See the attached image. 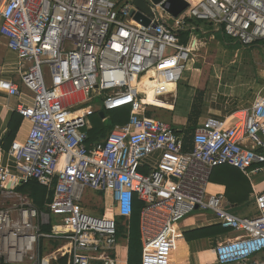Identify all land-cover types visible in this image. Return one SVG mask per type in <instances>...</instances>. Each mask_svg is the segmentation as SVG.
I'll return each mask as SVG.
<instances>
[{
	"label": "built area",
	"instance_id": "2783aa9c",
	"mask_svg": "<svg viewBox=\"0 0 264 264\" xmlns=\"http://www.w3.org/2000/svg\"><path fill=\"white\" fill-rule=\"evenodd\" d=\"M185 1L173 18L144 0L153 17L143 26L131 0H0V38L16 54L31 100L16 108L29 130L8 150V165L0 150V202L9 203L0 208V264H58L67 255L70 264H117L137 202L138 264H170L174 228L195 212L212 214L234 234L216 245L218 264H264V188L252 197L256 214L244 217L229 212L224 193L207 190L219 166L248 180L264 174V91L248 108L196 127L187 144L171 124L149 116V91L140 88L149 76L154 98L163 97L183 79L204 46L202 30L201 38L180 40L199 29L191 19L242 49L264 41V0ZM0 91L20 95L9 81H0ZM125 110L126 120L90 140L94 115L102 112L107 123L111 112ZM29 182L54 193L45 211L18 192ZM87 192L110 200V217L89 215L81 205Z\"/></svg>",
	"mask_w": 264,
	"mask_h": 264
},
{
	"label": "crops",
	"instance_id": "0c3cea01",
	"mask_svg": "<svg viewBox=\"0 0 264 264\" xmlns=\"http://www.w3.org/2000/svg\"><path fill=\"white\" fill-rule=\"evenodd\" d=\"M205 33V32H204ZM206 34V33H205ZM209 36L214 38L213 33L209 30ZM205 37V36H204ZM197 41L194 39L192 41V48H195ZM234 45V42H233ZM237 45V44H236ZM227 47V45H225ZM238 47H240L238 45ZM242 49V48H241ZM254 74V73H253ZM256 77V74H255ZM0 81H9L19 86V96H7L5 93L0 91V150L2 155V163L4 165L9 164V159L7 157V152L13 145V143H22L25 139V136L29 130V124L24 122L22 118L16 111V108L20 104L29 105L31 103L30 95L24 91L20 86V77L17 71V57L16 54L7 50L4 46L2 39L0 38ZM259 80L257 77L253 79V91H247L244 95H238L234 97L229 96H220L212 97L211 95L204 96L201 99V104H195V98H193L191 108L187 115L184 128H181V131L185 129L187 120L191 116H195V128L205 124L208 120H216L222 119L234 111L239 109L248 108L253 99L259 93V91H264V81L262 79L261 90L257 91V84ZM197 83H194V85ZM177 87V86H176ZM170 89L167 95L163 97H167L171 102L161 101L158 98H154L153 94V85L144 83V90L149 91L148 98L154 100L156 103L163 102L168 104V106H172L173 109H162L156 105L152 104L150 109L149 116L153 119H157L154 117V111L156 110H164L166 112H171L173 114L175 111L174 109V95L170 93V91H174L176 89ZM194 91L197 90L195 86L192 87ZM249 92V93H248ZM195 97V95H194ZM195 106V108H193ZM155 109L153 112L152 110ZM193 110L194 113H193ZM194 115H193V114ZM194 128V129H195ZM15 130V136L13 140L9 143L6 140V137L9 132ZM180 131V130H176ZM180 131V132H181ZM243 174V173H242ZM244 175V174H243ZM257 176V175H256ZM260 184H264V181L260 182L259 184H253V194L251 193L249 198L241 205H234L230 206L227 202V208L230 211L235 210L236 208L242 207V211L244 210L245 215L251 216L256 214V209L254 206V202L252 201V197L255 195L256 191L255 187ZM211 181L208 186V191L210 188ZM217 185V184H216ZM210 192V191H209ZM222 192L225 194L226 189L224 186H217V189L210 192V193H218ZM104 198V206L102 207L103 214H106L108 217L111 216L110 212H107L108 206H110V200L106 196H102ZM251 204H253L255 211L251 212ZM242 214V213H241ZM194 216L191 218L186 217L180 223H178L173 231L172 237V254L170 258V264H218L216 262V257L214 253V249L217 244H221L226 242L227 240L231 239L234 234L224 232L223 234L213 235L212 231L207 230V228H211L217 226V222L212 214L211 216H205L204 214H197L194 213ZM205 217L208 218L205 220ZM199 219H204L202 222H199ZM219 226V225H218ZM206 230V231H199V230ZM223 230V229H222ZM185 234H187L185 238ZM125 243V245L123 244ZM128 243L129 238L121 239L119 242L118 247V255L119 260L117 264H127L128 259ZM263 255L255 257V259L262 258ZM141 258V256H140Z\"/></svg>",
	"mask_w": 264,
	"mask_h": 264
},
{
	"label": "rangeland",
	"instance_id": "374dc122",
	"mask_svg": "<svg viewBox=\"0 0 264 264\" xmlns=\"http://www.w3.org/2000/svg\"><path fill=\"white\" fill-rule=\"evenodd\" d=\"M208 30L214 32L211 28H207L206 31L204 30L206 33L202 42L204 46L200 48V51L194 56L193 60L190 59L188 61L186 71H184L182 76L183 79L177 84L174 91H170L175 97L173 104L175 112L171 114V112H166L164 110H152V112L154 111L155 118L171 124L175 130L181 131V128H184L193 98H195L196 102L194 105L196 106L199 103L201 104L203 95L207 96L208 93L212 97H217L218 95L221 97L244 95L247 91L251 92V89L253 91V79L257 77L259 80L257 91L261 90L262 84L260 82H262V79L264 81V42L260 41L248 49H241L233 44L226 47L216 38L209 36ZM213 35L217 37L221 36L217 32L213 33ZM194 83H197V86L196 84L194 85ZM193 86L197 88L196 91L192 89ZM158 99L171 102L167 97H158ZM88 105L98 108V104L94 102ZM171 109H173L172 106L169 107V110ZM187 121L185 129L189 126H194L196 120L195 117H191ZM244 177L246 178L245 175ZM262 181H264V174L249 178L248 182L251 186L252 194L253 184H259ZM211 184L209 188L210 192L216 190L217 186H219L212 182ZM263 188L264 184H260L255 187V190L259 191ZM103 201L104 198L101 194L87 192L84 195L81 205L85 210L90 212L89 215L101 216L103 214ZM7 206H9V203L0 202V208H6ZM250 207L251 212H253V210L255 211L253 204H251ZM242 209V207H239L230 211V213L237 217L248 216L245 215ZM195 213L204 214L206 217L211 216L208 212ZM189 216L187 217L191 218L194 215L192 214ZM206 217L205 220L208 219ZM202 220L204 219H199L198 221L202 222ZM123 244L125 245L124 242Z\"/></svg>",
	"mask_w": 264,
	"mask_h": 264
},
{
	"label": "trees",
	"instance_id": "16d2710c",
	"mask_svg": "<svg viewBox=\"0 0 264 264\" xmlns=\"http://www.w3.org/2000/svg\"><path fill=\"white\" fill-rule=\"evenodd\" d=\"M189 23L199 29L193 32H188L186 34L179 35L180 40L183 44L187 43L191 35H196L197 37L201 38L203 37L204 30L206 31L207 28L213 29V26L208 23H202L192 19L189 20ZM219 34L221 36L218 37L214 36V38L220 41L224 46L233 44L232 40L227 38L222 33ZM234 46H238V45L234 44ZM194 111L195 110H193V113ZM128 113H129L128 110L111 112L110 120L107 123H101L98 115H94L91 118L93 129L89 133L90 140L93 141V140H97L100 137H104L109 132V130L113 128V126L116 123H122V121L126 120ZM191 117H195V116H191ZM194 128L195 126H189L187 127V129H184V131L182 130L181 132L180 131H175V132L177 134H183L185 137V141L188 144L191 135L194 131ZM11 130L12 131L9 132L6 137V140L9 143L13 140L15 136V130L14 129ZM210 181L214 184L225 187L226 189L225 198L230 206L243 204L244 202H246V200L249 198L252 192L251 186L248 180L244 177V175L240 171L228 165H223L215 168L211 175ZM18 192L28 194L34 206L37 208L39 212L45 211L46 206L48 205V203L52 201L54 197V193L51 190L40 187L35 182H29L26 185L20 186L18 188ZM141 205L142 204L139 202L135 203L134 212L130 221L127 264H138L141 256V244H140L139 231L137 226L139 210ZM118 227H119V231H122L121 222H118ZM207 230H210V233L214 231L213 235L223 234L224 232H226L225 230H222V228L218 225L211 228H207ZM199 231H206V230L201 229ZM186 236L187 234H185V238ZM58 264H70V255H67L66 257L61 259Z\"/></svg>",
	"mask_w": 264,
	"mask_h": 264
},
{
	"label": "water",
	"instance_id": "95a60500",
	"mask_svg": "<svg viewBox=\"0 0 264 264\" xmlns=\"http://www.w3.org/2000/svg\"><path fill=\"white\" fill-rule=\"evenodd\" d=\"M131 2L138 11L137 13L131 12V14H134V20L143 26L149 25L153 14L144 0H131ZM152 2L156 5L161 4V8L173 18L178 17L188 7V3L185 0H152ZM99 117L100 119L104 117L102 112L99 113Z\"/></svg>",
	"mask_w": 264,
	"mask_h": 264
},
{
	"label": "bare ground",
	"instance_id": "6f19581e",
	"mask_svg": "<svg viewBox=\"0 0 264 264\" xmlns=\"http://www.w3.org/2000/svg\"><path fill=\"white\" fill-rule=\"evenodd\" d=\"M193 3H197L199 0H191ZM144 83H148V84H152V83H150V81H149V76H145V77H143L142 79H141V82H140V88L142 89V90H144ZM153 85V84H152ZM147 98H148V96H147ZM148 102L149 103H152L153 105H156V106H158V107H162V108H164V109H168L169 110V107L170 106H168V104H166V103H163V102H159V103H156L154 100H151V99H149L148 98ZM58 230H67L66 228H59Z\"/></svg>",
	"mask_w": 264,
	"mask_h": 264
}]
</instances>
